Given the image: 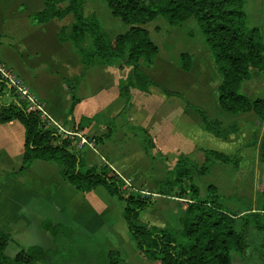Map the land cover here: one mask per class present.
Returning a JSON list of instances; mask_svg holds the SVG:
<instances>
[{
	"label": "trees",
	"instance_id": "1",
	"mask_svg": "<svg viewBox=\"0 0 264 264\" xmlns=\"http://www.w3.org/2000/svg\"><path fill=\"white\" fill-rule=\"evenodd\" d=\"M113 17L128 27L112 39L96 14H86L85 0H44V8L32 17L37 24L63 20L72 14L74 22L59 33L62 43H71L83 67L79 76L67 80L71 95L69 116L79 103L77 88L93 67L132 71L120 88L127 104L132 101L131 90L148 92L157 87L168 97L184 100L187 107L198 115L206 129L214 136L227 139L239 132L236 122L228 127L211 120L206 111L191 104L183 95L170 91L149 78L140 68L141 63L152 67L159 54L158 46L150 38L146 26L157 19L173 27L195 20L205 37L214 65L221 77L218 87V106L221 110L239 116L257 115L264 123V100H252L242 92L244 83L252 78L253 71L264 73V39L259 29L249 27L244 4L246 0H103ZM181 71L193 69V58L181 53L178 60ZM9 97L8 103L4 102ZM18 121L25 130V145L21 173L34 161L53 162L61 168L65 181L79 193H90L103 187L122 206V217L135 250L152 264H264V192L254 206L236 196L222 194L214 184L207 186L202 197L196 179L209 175L215 164L240 167L241 156L234 157L213 150H203L204 162L199 164L185 155L178 157L172 169L166 171L159 184V194L180 199L175 225L157 227L139 224L140 214L153 205L149 197L129 194L124 180L108 165L88 166L84 154L77 149L78 137L60 134L58 128L44 121L37 112L28 110L26 101L14 91L7 90L0 80V123ZM142 133L147 153L155 148L145 130ZM257 144L256 135L249 145ZM264 163V148L259 155ZM51 226L50 228H62ZM251 236H258L253 245ZM10 234L0 229V264H64L59 260L60 247L45 249L42 246L20 248L11 257L7 247ZM109 264H127L116 247L108 252Z\"/></svg>",
	"mask_w": 264,
	"mask_h": 264
},
{
	"label": "crops",
	"instance_id": "2",
	"mask_svg": "<svg viewBox=\"0 0 264 264\" xmlns=\"http://www.w3.org/2000/svg\"><path fill=\"white\" fill-rule=\"evenodd\" d=\"M43 8L44 0H0V61L32 88L53 124L79 133L92 144L81 148L77 146L88 166L106 164L123 179H131L134 188L141 189L145 181L156 174L150 169V157L156 158L159 153L169 159V169H172L180 155L192 159L193 153L200 154L203 161L196 162L201 164L204 162L203 150L232 155L251 142L249 138L245 143L242 142V136L239 135L245 130L250 133L251 139L254 126L249 122L244 127V117L255 114L233 116L221 110L217 94L209 102L201 98L197 103H192L184 91H177L191 104L206 111L211 120L221 122L224 127L236 122L239 132L227 139L209 133L201 118L187 107L184 100L168 97L155 87H151L148 92L131 90L132 101L127 104L119 88L129 77L131 67H126L123 72L117 67H93L87 71L84 81L77 88L79 103L73 115L69 116L72 101L66 82L79 76L83 67L71 43H62L58 36L63 27L74 22V18L69 14L63 20L37 24L32 17ZM189 54L193 58L192 71L196 70L197 65L205 67L204 59L209 67L211 62L214 65L208 48ZM155 67L174 71L171 65L161 59L160 49L152 67L143 68L140 65L141 70L153 81ZM126 69L129 75H123ZM111 74L117 75L113 81L110 80ZM3 101L8 103L10 99L7 96ZM203 102L208 106L205 107ZM127 125L132 132L125 131ZM122 126L125 127L122 129ZM133 128L145 130L151 137L155 145L151 153L145 151L142 137H133ZM234 137L237 140L233 151L229 150L228 143ZM135 139L139 151L133 149ZM223 144L225 151L220 148ZM24 145L25 130L21 123H0V229L11 235L13 241L10 244H14L18 251L31 246L45 249L56 247L50 236L42 238V242L38 239L37 235L41 236L43 232L32 215L33 212L42 213L44 210L47 213L49 210L55 226H71L74 223L92 235L104 231L116 242V248L127 264H152L130 244L121 205L105 188L79 193L65 181L61 168L53 162L34 161L25 173H21ZM157 175L159 185L165 175ZM151 199L153 206L140 214L139 224L157 227H165L168 223L175 225L180 199L155 194ZM42 214L41 219L46 221L47 215Z\"/></svg>",
	"mask_w": 264,
	"mask_h": 264
},
{
	"label": "rangeland",
	"instance_id": "3",
	"mask_svg": "<svg viewBox=\"0 0 264 264\" xmlns=\"http://www.w3.org/2000/svg\"><path fill=\"white\" fill-rule=\"evenodd\" d=\"M85 1L86 14H96L100 18L107 34L112 39L128 30V27L124 25L120 19L112 16L111 11L103 0ZM244 11L246 12L248 26L251 28H258L259 34L264 39V0H246L244 4ZM146 28L149 30L150 38L160 49L161 59L165 60V62L169 66L171 65L174 69L172 72L171 69L166 71L164 68L163 70H160V67H155L156 70L152 74L153 79L167 87L170 91H184L187 99L192 103H197V101L201 98L209 102L214 94H217L216 99L218 100L217 90L221 81L219 73L212 62L209 63V67L207 65L208 62L204 59L203 63L205 64V67L201 68L197 65L196 70L189 73L180 71L178 67L179 55L181 53H192L196 50H207L205 37L195 20H189L180 27H173L165 20L157 19L148 24ZM141 65L143 68L146 67L143 63H141ZM127 69L126 71L124 70L125 73H123V75H129V73H127ZM121 72H123V69ZM115 78H117V75H110L111 81L115 80ZM125 81H127V79ZM155 88L160 91L159 88ZM242 92L252 100L257 98L264 99V73H260L256 70L253 71L252 78L245 83L244 87H242ZM207 106L208 105L206 104L205 107ZM124 110L125 109H123V111ZM249 122H252L254 126V132L251 139H253L256 135V147L246 144L242 150L230 155L232 157L236 154L241 156L240 167L238 169H235L232 166L216 163L209 175L196 179V183L201 188L202 197H204L207 192V186L209 184H214L222 194L226 196L239 197L247 203L251 202L254 206H256V203L260 198L259 192H264V163H261L259 158L261 149L264 148V123L260 124L257 121V117L253 114L244 117V127ZM124 127L125 126H122V129ZM127 127L128 125L125 127V131L127 130L132 132L131 128ZM133 134H135L133 137L139 135L143 138L142 133L133 132ZM239 136H242L241 140L244 143L248 140V138L251 141L250 133L248 131L246 132L244 130ZM236 140L237 139L234 137L229 141V150H235L234 142ZM133 143V149L139 151L140 148L137 140H133ZM220 148L222 149L221 151H225L226 149L224 144ZM191 157L195 161H203L201 160L200 154L193 153ZM150 160V169L152 172H156V174L152 179L145 181L146 183L143 184L144 188L137 189L132 185V188L128 190L129 194L139 193L149 198H153V194L157 196L160 195L158 185L159 179H157L159 178V175L157 174H160L163 177L166 170L171 168V162L160 153L156 158L150 157ZM157 162H159L158 166H156ZM143 192L147 193L148 196ZM172 197L177 198L175 196ZM261 199L262 198H260V201ZM174 202L178 203L179 201ZM46 212L47 213H45L44 210L42 211V213L47 215L46 221L41 219L40 214L42 213H32L35 218V223L40 226L41 232H43V235H37V237L41 242L42 238L51 237L53 242H55L56 247H60L59 260L62 263L109 264L108 252L113 247H117V244L115 241H112L111 238L104 233V231L97 232L94 235L88 234V231L74 223L71 226L64 225L62 228L51 229L50 227L55 225V220H53V215L49 210ZM257 237L258 236L249 237L248 243L253 245V242L256 241ZM6 252L9 256L13 257L18 253V250L14 244H9Z\"/></svg>",
	"mask_w": 264,
	"mask_h": 264
},
{
	"label": "built area",
	"instance_id": "4",
	"mask_svg": "<svg viewBox=\"0 0 264 264\" xmlns=\"http://www.w3.org/2000/svg\"><path fill=\"white\" fill-rule=\"evenodd\" d=\"M0 80L6 84L7 90L14 91L21 99L26 101L28 110L32 112H37L44 121L50 122L52 125L58 128L60 134L67 135L70 137H78L79 148H81L86 144L92 146V144H90L88 141L83 139L79 133L75 131L66 130L59 124L56 123L53 124L51 118L44 110V106L41 99L35 94L32 88L11 68H9L6 64H4L1 61H0ZM123 180L127 184L128 190H130L132 188V180L130 179H123ZM143 193L147 195V193L145 192Z\"/></svg>",
	"mask_w": 264,
	"mask_h": 264
}]
</instances>
